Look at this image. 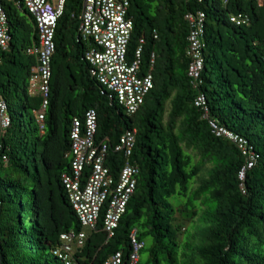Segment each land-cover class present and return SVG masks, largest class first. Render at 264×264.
Returning <instances> with one entry per match:
<instances>
[{
    "label": "trees",
    "instance_id": "obj_1",
    "mask_svg": "<svg viewBox=\"0 0 264 264\" xmlns=\"http://www.w3.org/2000/svg\"><path fill=\"white\" fill-rule=\"evenodd\" d=\"M2 4L12 41L0 54V90L12 126L1 140L9 160L0 157V264H66L54 252L70 232L87 234L84 246L75 247L74 264H105L117 253L129 264L134 230L145 243L141 255L148 256L140 255L138 264H264V0H131L129 58L143 40L144 72L156 57L155 88L135 116L111 101L93 75L87 60L93 42L80 34L84 0H69L56 32L44 134L35 114L43 100L30 93L38 64L28 53L39 43L36 21L22 0ZM193 9L206 15L200 92L188 76L186 15ZM239 14L250 24H233ZM199 93L211 119L255 148L257 164L244 188L245 158L214 133L194 104ZM92 109L97 138L111 149L137 131L131 159L140 168L137 189L113 238L104 228L105 213L96 230L82 227L62 181L71 173L73 121ZM125 163L111 151L107 167L115 178Z\"/></svg>",
    "mask_w": 264,
    "mask_h": 264
},
{
    "label": "built area",
    "instance_id": "obj_2",
    "mask_svg": "<svg viewBox=\"0 0 264 264\" xmlns=\"http://www.w3.org/2000/svg\"><path fill=\"white\" fill-rule=\"evenodd\" d=\"M69 0H22L24 9L35 19L39 43L29 50V55L37 59L30 83L32 96L43 100L41 110L36 118L42 134L46 131V114L51 102V82L53 78V59L56 53V32L64 16ZM203 3L204 0H186ZM131 0H84L81 15L80 34L93 42V49L87 54V60L93 68V75L101 83L111 101H116L130 116L137 115L145 104L147 96L154 90L155 55L151 58L150 69L144 72V45L141 42L135 58H129V48L135 28L130 17ZM186 20L190 27L187 56L191 61L188 76L194 88L200 92L204 85L206 68V15L202 10L193 9L187 13ZM237 26L250 24L245 14L232 17ZM156 38L157 32L154 33ZM12 41L10 22L0 0V54L8 50ZM195 106L209 120L210 126L218 137H225L235 144L245 158V166L239 174L244 188L247 174L257 164L255 148L244 136L237 134L210 118V108L206 96L199 93ZM12 126L9 104L0 90V157L7 163L1 140ZM99 119L96 110H89L84 118H75L71 132V173L63 176L70 202L82 227L96 230L102 214L104 228L109 238H113L127 212L138 184L140 168L131 159L137 145V131L124 134L114 149L108 142L97 138ZM125 156L126 163L115 178L107 162L111 151ZM2 202L0 200V213ZM86 232H70L62 236L63 246L54 252L66 264H74L76 246H84ZM133 246L129 264H138L145 243L139 241L138 231L131 235ZM105 264H124L122 253L113 255Z\"/></svg>",
    "mask_w": 264,
    "mask_h": 264
},
{
    "label": "rangeland",
    "instance_id": "obj_3",
    "mask_svg": "<svg viewBox=\"0 0 264 264\" xmlns=\"http://www.w3.org/2000/svg\"><path fill=\"white\" fill-rule=\"evenodd\" d=\"M126 113H127V111H126ZM149 244H150V242H149ZM141 256H142V259H143L144 261H147L148 256H146L144 253H143Z\"/></svg>",
    "mask_w": 264,
    "mask_h": 264
}]
</instances>
